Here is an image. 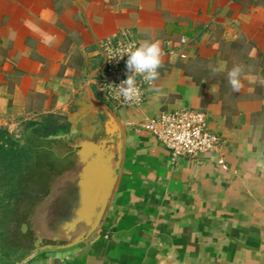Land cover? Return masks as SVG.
I'll use <instances>...</instances> for the list:
<instances>
[{
  "label": "crops",
  "instance_id": "0c3cea01",
  "mask_svg": "<svg viewBox=\"0 0 264 264\" xmlns=\"http://www.w3.org/2000/svg\"><path fill=\"white\" fill-rule=\"evenodd\" d=\"M145 30L165 53L159 79L140 109L115 108L95 81L101 42L127 33L138 43ZM235 64L245 66L238 93L226 78ZM261 77L264 0H0V128L46 114L68 121L89 98L121 128L97 230L79 245L0 264H264ZM182 107L205 113L217 152L174 157L142 127Z\"/></svg>",
  "mask_w": 264,
  "mask_h": 264
},
{
  "label": "water",
  "instance_id": "95a60500",
  "mask_svg": "<svg viewBox=\"0 0 264 264\" xmlns=\"http://www.w3.org/2000/svg\"><path fill=\"white\" fill-rule=\"evenodd\" d=\"M84 103L70 109L67 132L32 134L35 152L24 168L33 188L19 194L16 209L17 240L31 248L18 260L79 245L102 220L117 177L121 128L109 110L90 98Z\"/></svg>",
  "mask_w": 264,
  "mask_h": 264
},
{
  "label": "built area",
  "instance_id": "2783aa9c",
  "mask_svg": "<svg viewBox=\"0 0 264 264\" xmlns=\"http://www.w3.org/2000/svg\"><path fill=\"white\" fill-rule=\"evenodd\" d=\"M130 42L136 41L127 33L106 38L101 42L103 65L97 72L95 81L99 93L115 108L140 109L146 99V90L150 87L141 77H137V83L142 94L135 102H127L122 97H117L109 88L110 84L117 85L127 78V56L123 59L109 60L108 49L124 47ZM142 127L174 157L193 159L220 149V138L208 130L206 115L200 110L182 107L162 111L155 117L147 118Z\"/></svg>",
  "mask_w": 264,
  "mask_h": 264
},
{
  "label": "clouds",
  "instance_id": "9594fccd",
  "mask_svg": "<svg viewBox=\"0 0 264 264\" xmlns=\"http://www.w3.org/2000/svg\"><path fill=\"white\" fill-rule=\"evenodd\" d=\"M145 35L148 37L140 42H130L124 47L116 49L109 48V60L123 59L126 60V76L117 85H109L110 90L117 96L122 97L127 102H135L141 96V89L137 83V77H141L143 82L149 86H153L155 81L159 79V69L163 67V57L165 53L162 50L161 42L151 38V30H145ZM16 33L13 30L9 32V39H15ZM210 67L213 76L221 70L216 67ZM245 66L235 64L227 71V83L231 87L232 92H240L244 85L242 83V75ZM258 83L264 86V77L258 79ZM214 87V86H213ZM159 91V89H156Z\"/></svg>",
  "mask_w": 264,
  "mask_h": 264
},
{
  "label": "trees",
  "instance_id": "16d2710c",
  "mask_svg": "<svg viewBox=\"0 0 264 264\" xmlns=\"http://www.w3.org/2000/svg\"><path fill=\"white\" fill-rule=\"evenodd\" d=\"M23 128L29 129L32 134L38 137H45L52 134H61L67 132L69 122L62 116L55 114H46L38 121H26ZM18 160V163L16 162ZM28 160L24 147H19L4 128H0V207H4L7 213H11V208H7L11 204V200L17 193V188L12 183L14 176L12 172L17 169L24 172L23 186L24 190H28L29 176H25L24 162ZM23 162V167H22ZM16 193V194H15ZM19 195V194H18ZM3 204V206H2Z\"/></svg>",
  "mask_w": 264,
  "mask_h": 264
},
{
  "label": "flooded vegetation",
  "instance_id": "af4514ba",
  "mask_svg": "<svg viewBox=\"0 0 264 264\" xmlns=\"http://www.w3.org/2000/svg\"><path fill=\"white\" fill-rule=\"evenodd\" d=\"M29 131H27L28 133H27L26 136H24L21 140L17 141L19 147H24L25 148V152H26L27 157H28V160H26L24 162V164L29 163L32 160L33 153L35 152V149L31 145V143H32V133L29 132ZM16 162L18 163V160ZM24 164L22 162V167H23ZM12 175L14 176V179L12 180V183L17 188V190L15 191L17 193V195L25 192V191H23L25 186H22V184L19 186V183H20L19 181H21V183L23 182V180H20V178L22 177V175H24V172H19L17 169H14V171L12 172ZM31 186L32 185L29 182V186H28L29 188L28 189H29L30 192H31L30 189L33 188V186L32 187ZM7 208H9V207H7ZM12 213L13 212H11L10 215H9L7 213V210L5 209V206L2 207V208L0 207V227L4 224V220L7 221V219L12 217L13 215H15V218H14V219H16L15 221H17V222L19 221V213H18V211H16V209H15L14 213L13 214ZM11 241H12V239H11ZM30 248H31L30 243L18 242V240L14 241V244H12V245H9V242L5 243V244L1 243L0 244V261L11 260L14 257H15L14 260L15 259H19L24 254L28 253L30 251Z\"/></svg>",
  "mask_w": 264,
  "mask_h": 264
},
{
  "label": "rangeland",
  "instance_id": "374dc122",
  "mask_svg": "<svg viewBox=\"0 0 264 264\" xmlns=\"http://www.w3.org/2000/svg\"><path fill=\"white\" fill-rule=\"evenodd\" d=\"M2 128H4L6 130V132L16 141L21 140L24 136L27 135V133H28L27 131H29V129L23 128V126L21 128H19V130H17V131L8 130L5 127H2ZM32 140H33V138H32ZM21 178L23 179V177H21ZM21 178H20V180H22ZM19 182H20L19 183V186H20L22 183H21V181H19ZM22 186H23V184H22ZM19 205H20V203L18 202V195H15L13 197V199L11 200V204L9 206V208H11V212L14 213V210L17 209ZM2 206H3V204H2ZM14 218H15V215H13L9 219H7V221L4 220V224L0 227V241L2 240L0 242V244L1 243L5 244V243L9 242V245H12V244H14V241L17 240V238H16L17 237L16 236V227H17L16 225L17 224L16 223H18V222L15 221L16 219H14ZM11 239H12V241H11ZM14 258H12L11 260H14Z\"/></svg>",
  "mask_w": 264,
  "mask_h": 264
}]
</instances>
